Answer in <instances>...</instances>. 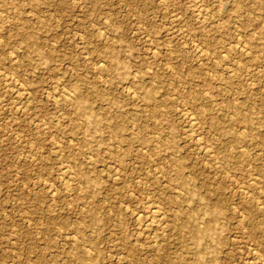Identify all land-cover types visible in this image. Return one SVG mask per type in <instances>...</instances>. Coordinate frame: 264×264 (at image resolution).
Wrapping results in <instances>:
<instances>
[{
  "label": "rangeland",
  "instance_id": "374dc122",
  "mask_svg": "<svg viewBox=\"0 0 264 264\" xmlns=\"http://www.w3.org/2000/svg\"><path fill=\"white\" fill-rule=\"evenodd\" d=\"M5 1L0 264H264V0Z\"/></svg>",
  "mask_w": 264,
  "mask_h": 264
},
{
  "label": "bare ground",
  "instance_id": "6f19581e",
  "mask_svg": "<svg viewBox=\"0 0 264 264\" xmlns=\"http://www.w3.org/2000/svg\"><path fill=\"white\" fill-rule=\"evenodd\" d=\"M1 2H2V1H1ZM5 2H6V1L4 0V3H5ZM2 3H3V2H2ZM5 4H6V3H5ZM34 5H35V4H34ZM6 6H7V5H6ZM6 6H5V7H6ZM32 7H33V5H32ZM199 7H200V6H199ZM7 9H8V8H7ZM8 10H9V9H8ZM8 10H7V11H8ZM8 12H9V11H8ZM200 19H201V18H200ZM8 26H9V25H8ZM23 36H25V35H23ZM27 36H28V35H27ZM27 36H26V37H27ZM30 39H31V38H30ZM28 41H29V40H28ZM28 41H27V43H28ZM18 42H19V41H18ZM32 42H33V41H32ZM85 43H86V42H85ZM29 44H30V43H29ZM30 45H31V44H30ZM37 45H38V44H37ZM34 46H35V45H34ZM32 47H33V45H32ZM38 47H40V46H38ZM38 47H37V48H38ZM37 48H36V49H37ZM34 49H35V48H34ZM245 50H246V49H245ZM37 51H38V50H37ZM24 53H25V52H24ZM199 53H200V52H199ZM89 70H90V69H89ZM100 79H101V78H100ZM74 82H75V81H74ZM70 92H71V91H70ZM20 93H21V92H20ZM132 94H133V93H132ZM132 97H134V96H132ZM56 99H57V98H56ZM188 110H189V109H188ZM28 111H29V110H28ZM63 116H64V115H63ZM191 117H192V116H191ZM189 120H190V119H189ZM190 121H192V120H190ZM191 124H192V123H191ZM44 126H45V125H44ZM191 126H192V125H191ZM192 133H193V132H192ZM197 137H198V135H197ZM200 137H201V136H200ZM199 139H200V138H199ZM207 151H208V150H207ZM62 153H63V152H62ZM154 166H155V165H154ZM64 170H65V169H64ZM66 180H67V179H66ZM64 182H65V181H64ZM249 182H250V181H249ZM43 183H44V182H43ZM69 187H70V186H69ZM52 195H53V194H52ZM252 197H253V196H252ZM152 208H153V207H152ZM152 210H153V209H152ZM138 216H139V215H138ZM159 218H160V216H159ZM156 221H158V220H156ZM156 221H155V222H156ZM159 221H160V219H159ZM151 222H152V221H151ZM154 243H155V242H154ZM88 249H89V248H88ZM253 250H255V249H253ZM255 260H256V259H255ZM252 261H253V260H252ZM256 261H257V260H256ZM256 261H255V262H256Z\"/></svg>",
  "mask_w": 264,
  "mask_h": 264
}]
</instances>
